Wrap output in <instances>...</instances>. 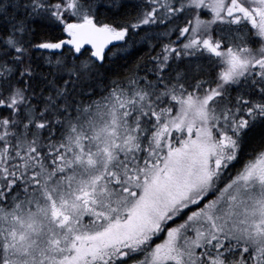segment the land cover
<instances>
[{"label":"snow or ice","instance_id":"obj_1","mask_svg":"<svg viewBox=\"0 0 264 264\" xmlns=\"http://www.w3.org/2000/svg\"><path fill=\"white\" fill-rule=\"evenodd\" d=\"M0 264H264V0H0Z\"/></svg>","mask_w":264,"mask_h":264}]
</instances>
